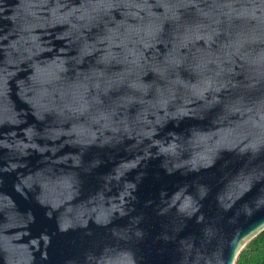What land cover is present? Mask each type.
Here are the masks:
<instances>
[{"label": "water", "instance_id": "obj_1", "mask_svg": "<svg viewBox=\"0 0 264 264\" xmlns=\"http://www.w3.org/2000/svg\"><path fill=\"white\" fill-rule=\"evenodd\" d=\"M264 230V0H0V264H234Z\"/></svg>", "mask_w": 264, "mask_h": 264}, {"label": "trees", "instance_id": "obj_2", "mask_svg": "<svg viewBox=\"0 0 264 264\" xmlns=\"http://www.w3.org/2000/svg\"><path fill=\"white\" fill-rule=\"evenodd\" d=\"M261 244L262 246L258 254L246 255L244 250H241L234 262V264H264V230L259 232L255 238H253L248 245ZM261 258V260H260Z\"/></svg>", "mask_w": 264, "mask_h": 264}, {"label": "rangeland", "instance_id": "obj_3", "mask_svg": "<svg viewBox=\"0 0 264 264\" xmlns=\"http://www.w3.org/2000/svg\"><path fill=\"white\" fill-rule=\"evenodd\" d=\"M257 236V234L255 236H253L244 246L241 250L245 251L246 255H253V254H258L259 250L262 246H260L261 244H253L252 246H249L248 243ZM240 250V251H241ZM261 260V258H260ZM263 263H264V259H263Z\"/></svg>", "mask_w": 264, "mask_h": 264}]
</instances>
